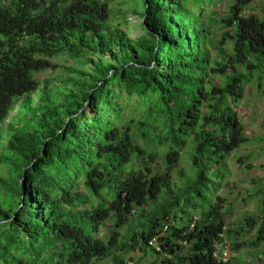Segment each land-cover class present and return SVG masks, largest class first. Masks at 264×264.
Wrapping results in <instances>:
<instances>
[{
    "label": "trees",
    "instance_id": "16d2710c",
    "mask_svg": "<svg viewBox=\"0 0 264 264\" xmlns=\"http://www.w3.org/2000/svg\"><path fill=\"white\" fill-rule=\"evenodd\" d=\"M254 1L140 0L133 37L111 0H0V264H264V213L228 227L224 198L198 200L248 141Z\"/></svg>",
    "mask_w": 264,
    "mask_h": 264
},
{
    "label": "rangeland",
    "instance_id": "374dc122",
    "mask_svg": "<svg viewBox=\"0 0 264 264\" xmlns=\"http://www.w3.org/2000/svg\"><path fill=\"white\" fill-rule=\"evenodd\" d=\"M139 2L140 0H111L114 13H117L114 23H121L133 37L143 34L141 26L143 17L139 12H136V9L140 10L136 6ZM246 13H257L264 16V0H255L252 9ZM58 61L63 64L65 58H60ZM44 76V74L40 75V77ZM260 76H264V70L256 74L253 83L247 87L245 99L236 108L246 127L245 135L248 137V141L228 156L225 162L215 164L210 169L208 174L214 182L209 188H204L205 197L198 199L208 207L215 203L219 196L224 198L222 210L226 212L228 227L240 228L243 219L249 215L264 213V79L262 88H260L261 86L257 83V78ZM1 151L2 146H0V153ZM190 166L187 156L184 155L179 169L182 167L189 169ZM0 174H2L1 169ZM184 186V181L180 182L179 188ZM176 191L178 190L176 189ZM121 234L123 235L124 231H121ZM102 237H108L106 229L103 230ZM252 237L253 235L248 234L242 239ZM258 248L264 250V242ZM247 251L248 249L242 251V257L252 258L246 254ZM250 251L256 253L254 249ZM125 256L130 261L129 264L132 260L133 264H153L154 261V255L143 257L140 251L128 252ZM142 258L143 260H141ZM101 264H113V262L109 258L102 261Z\"/></svg>",
    "mask_w": 264,
    "mask_h": 264
},
{
    "label": "built area",
    "instance_id": "2783aa9c",
    "mask_svg": "<svg viewBox=\"0 0 264 264\" xmlns=\"http://www.w3.org/2000/svg\"><path fill=\"white\" fill-rule=\"evenodd\" d=\"M194 227V225H192ZM168 225L164 227V231H167ZM150 244L156 248V250L161 251V244L159 242L158 237H153L150 240ZM235 255L231 248V244L228 240L224 239L219 241L216 246L215 250L213 252L214 258L217 259L218 262L220 263H227L230 261V259ZM132 264V263H131Z\"/></svg>",
    "mask_w": 264,
    "mask_h": 264
}]
</instances>
